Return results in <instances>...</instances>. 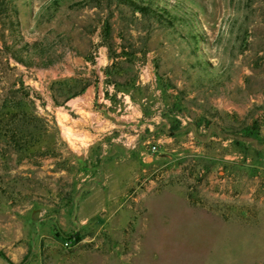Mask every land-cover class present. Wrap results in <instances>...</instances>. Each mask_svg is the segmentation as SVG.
Here are the masks:
<instances>
[{
  "label": "rangeland",
  "instance_id": "obj_1",
  "mask_svg": "<svg viewBox=\"0 0 264 264\" xmlns=\"http://www.w3.org/2000/svg\"><path fill=\"white\" fill-rule=\"evenodd\" d=\"M154 3L170 18L118 0L0 1L19 20L11 33L0 12V264H264V145L237 140L241 154L222 165L130 157L106 172L91 165L98 156H73L41 109L51 98L37 71L70 40L101 33L181 54L195 83L234 76L237 99L245 88L259 103L264 0ZM15 39L36 43L41 65L15 59Z\"/></svg>",
  "mask_w": 264,
  "mask_h": 264
},
{
  "label": "crops",
  "instance_id": "obj_2",
  "mask_svg": "<svg viewBox=\"0 0 264 264\" xmlns=\"http://www.w3.org/2000/svg\"><path fill=\"white\" fill-rule=\"evenodd\" d=\"M99 35L70 40L37 71L51 98L41 109L73 156H98L93 168L110 172L130 157L151 165L194 154L222 165L241 154L237 140L264 145V96L253 107L244 87L237 99L234 76L195 83L181 54L141 51L137 36Z\"/></svg>",
  "mask_w": 264,
  "mask_h": 264
},
{
  "label": "trees",
  "instance_id": "obj_3",
  "mask_svg": "<svg viewBox=\"0 0 264 264\" xmlns=\"http://www.w3.org/2000/svg\"><path fill=\"white\" fill-rule=\"evenodd\" d=\"M1 4L3 2H6V0H0ZM120 3L127 4L129 6H132L134 8H138L144 13L152 14L158 17V19H162V17H168L166 13H168L167 7L164 5L159 6L154 3V0H118ZM1 10H4V14L9 18L7 21V25L9 28H11V33H14L15 23H19L18 17H17V8L13 7L8 9L7 7H1ZM4 21V20H3ZM4 25V24H3ZM5 26V25H4ZM1 36L4 37V33L2 31ZM18 44V48L15 49V51L11 52V54L17 59L18 61L24 63L25 65L31 66V65H41L38 60H36V53H38L40 50L36 47V43L30 44L26 41H22L20 39H15ZM5 47L7 49L13 48L12 45H8L7 43H4Z\"/></svg>",
  "mask_w": 264,
  "mask_h": 264
},
{
  "label": "built area",
  "instance_id": "obj_4",
  "mask_svg": "<svg viewBox=\"0 0 264 264\" xmlns=\"http://www.w3.org/2000/svg\"><path fill=\"white\" fill-rule=\"evenodd\" d=\"M145 71L147 72V69H142L141 70V77H142L143 74L146 73ZM150 148H151V150H154V149H156V145L155 144H152Z\"/></svg>",
  "mask_w": 264,
  "mask_h": 264
}]
</instances>
